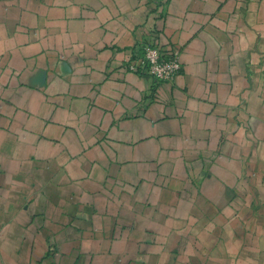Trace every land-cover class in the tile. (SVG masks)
Here are the masks:
<instances>
[{"label": "crops", "instance_id": "1", "mask_svg": "<svg viewBox=\"0 0 264 264\" xmlns=\"http://www.w3.org/2000/svg\"><path fill=\"white\" fill-rule=\"evenodd\" d=\"M0 264H264V0H0Z\"/></svg>", "mask_w": 264, "mask_h": 264}, {"label": "built area", "instance_id": "2", "mask_svg": "<svg viewBox=\"0 0 264 264\" xmlns=\"http://www.w3.org/2000/svg\"><path fill=\"white\" fill-rule=\"evenodd\" d=\"M127 70L152 77L156 84L173 83L182 70L179 51H163L160 46L145 40L135 49Z\"/></svg>", "mask_w": 264, "mask_h": 264}]
</instances>
